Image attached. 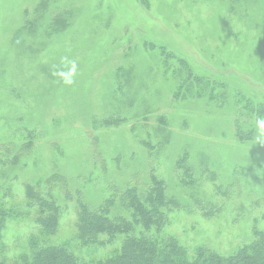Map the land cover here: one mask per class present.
Masks as SVG:
<instances>
[{
  "label": "rangeland",
  "instance_id": "374dc122",
  "mask_svg": "<svg viewBox=\"0 0 264 264\" xmlns=\"http://www.w3.org/2000/svg\"><path fill=\"white\" fill-rule=\"evenodd\" d=\"M63 57L78 64L70 86L53 75ZM181 63L220 78L215 98L190 94ZM258 107L264 0H0V148L33 149L0 180L14 177L3 181L20 212L27 186L65 182L50 188L62 206L54 243L74 239L80 203L120 205L129 189L144 199L153 178L181 206L162 231L189 253L250 243L264 233V141L237 140L235 116L255 130ZM119 205L112 217L131 214ZM40 230L34 211L7 222L11 263Z\"/></svg>",
  "mask_w": 264,
  "mask_h": 264
},
{
  "label": "trees",
  "instance_id": "16d2710c",
  "mask_svg": "<svg viewBox=\"0 0 264 264\" xmlns=\"http://www.w3.org/2000/svg\"><path fill=\"white\" fill-rule=\"evenodd\" d=\"M178 65H181L183 67L181 70L184 71L179 73L180 77L188 74V78L194 82V85L188 86L193 97V93H201L203 97L210 93V97L215 98L214 91L218 87L216 83L220 78H212L211 81L210 77H194L190 74L189 65L183 63ZM257 112L258 117H261L264 107H258ZM249 116L255 118L253 115ZM235 117H238L235 138L245 142L253 140L256 132L253 127L248 131L245 130L241 120L244 115L238 114L237 111ZM18 150L19 147L0 148V153H4L5 156V159H0V178L10 173V170L12 175L17 172L15 164L24 154L33 151L32 144L22 145L21 153L13 155ZM13 179L14 177L8 176L0 180V264H264V233L262 232H259L253 241L229 254H222L209 246H201L189 253L176 239L166 236L162 228L167 215L170 210L181 206L177 201L173 202L167 198L165 183L156 178H153V186L144 199L137 192L129 189L121 197L122 199L120 198V205L109 200L104 207L93 211L80 203L77 209V233L74 239L54 243L52 241L57 235L62 206L51 189H55L54 184L57 181L65 182L56 176L48 179L44 184L36 182L27 186L26 200L23 203L24 211L20 212L16 206H8L12 185L7 182H12ZM199 204L197 202L195 206H200ZM117 205L121 209L131 211V214L122 218L112 217ZM32 211H34L35 224L41 230L39 234L28 235V245H25L24 250L11 263L7 253V243L4 240V229L7 222L29 217ZM154 229V232H150ZM115 238L121 240L120 247L112 245ZM106 247H109L108 255L100 258L98 248Z\"/></svg>",
  "mask_w": 264,
  "mask_h": 264
},
{
  "label": "clouds",
  "instance_id": "9594fccd",
  "mask_svg": "<svg viewBox=\"0 0 264 264\" xmlns=\"http://www.w3.org/2000/svg\"><path fill=\"white\" fill-rule=\"evenodd\" d=\"M61 65L58 70L53 72V75L57 78L58 82L64 85H72L75 82V77L78 72V64L75 59H68V57H63L61 59ZM255 132L256 139L258 141H264V117H258L255 120Z\"/></svg>",
  "mask_w": 264,
  "mask_h": 264
}]
</instances>
